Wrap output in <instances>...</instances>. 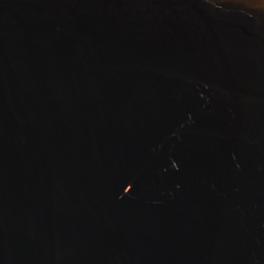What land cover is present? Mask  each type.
I'll use <instances>...</instances> for the list:
<instances>
[{"label":"water","instance_id":"1","mask_svg":"<svg viewBox=\"0 0 264 264\" xmlns=\"http://www.w3.org/2000/svg\"><path fill=\"white\" fill-rule=\"evenodd\" d=\"M0 264H264V0H0Z\"/></svg>","mask_w":264,"mask_h":264}]
</instances>
